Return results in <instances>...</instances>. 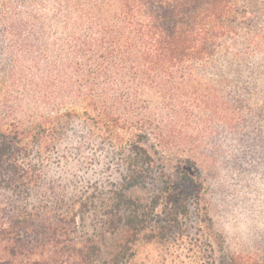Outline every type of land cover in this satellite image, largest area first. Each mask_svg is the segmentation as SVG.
Segmentation results:
<instances>
[{"label": "trees", "instance_id": "obj_1", "mask_svg": "<svg viewBox=\"0 0 264 264\" xmlns=\"http://www.w3.org/2000/svg\"><path fill=\"white\" fill-rule=\"evenodd\" d=\"M78 117L87 134L69 141L94 152L70 158L117 176L100 228L11 217L0 263L123 264L141 243L174 246L189 264H264V233L218 258L199 226L204 201L224 191L264 194V0H0V191L32 199ZM121 227L130 238L102 261Z\"/></svg>", "mask_w": 264, "mask_h": 264}, {"label": "rangeland", "instance_id": "obj_2", "mask_svg": "<svg viewBox=\"0 0 264 264\" xmlns=\"http://www.w3.org/2000/svg\"><path fill=\"white\" fill-rule=\"evenodd\" d=\"M77 123H80V117L71 124V130L66 132L64 137H59L61 139L56 142L59 146L55 147L52 160L44 166L42 182L32 199L19 201L11 192L0 191L3 203L0 225H8L11 217H17L20 223L25 221L22 228L28 226L36 228L43 224L54 225L59 218L68 215V220L72 217L75 219L71 231H79L90 237L97 233L104 211L99 205L107 198L104 189H110V183L116 181L117 176L107 177L109 174L104 172L103 165L86 164L81 161L82 159L72 161L69 154H81L85 157L94 152L83 148L78 151L77 144L70 143L69 138L78 139L81 133L87 134V129L78 128ZM101 150L98 149L96 154H101ZM64 154H68L67 163L64 161L58 163L54 160ZM102 155H105L104 150ZM104 163L105 160H102L101 164ZM92 185L100 188L93 190ZM129 195L141 201L144 199V193L139 189H135ZM90 197H93L92 200L98 207L90 209L83 215L78 203L85 198L88 201ZM217 199L218 202L204 201L200 209L199 226L203 236L212 245L218 258L227 252L251 251L258 240L256 235L264 233V194L257 195L247 190L233 195L224 191ZM31 206L37 209H31ZM23 233L27 234L26 241L30 245L34 240L40 241L39 237L36 238L32 233L26 231ZM130 235V231L121 227L116 235L106 236L101 246V260L109 261L119 250V246H124ZM3 246L0 244V260H8L9 257L1 251ZM188 262L183 255L179 257L174 246L141 243L136 246L129 245L123 257V264H189ZM0 264L30 262L26 257H19L13 262Z\"/></svg>", "mask_w": 264, "mask_h": 264}]
</instances>
